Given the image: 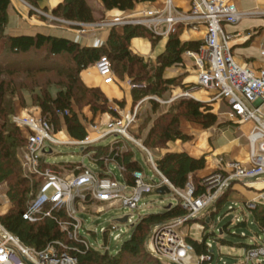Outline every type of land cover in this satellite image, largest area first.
<instances>
[{
  "label": "built area",
  "instance_id": "built-area-1",
  "mask_svg": "<svg viewBox=\"0 0 264 264\" xmlns=\"http://www.w3.org/2000/svg\"><path fill=\"white\" fill-rule=\"evenodd\" d=\"M35 9L38 12H44ZM263 15L262 11H241L231 0H191V7L187 11L179 9L174 0H166L162 10L150 9L136 17L116 16L106 19L99 25L103 28H117L128 24L143 25L157 35L173 32L180 24L192 29L205 27L206 36L199 51H187L193 58L198 72L196 84L198 88L208 92V96L212 99L226 101L231 109L230 116L236 118L241 124H251L247 136L248 164L231 161L226 163L225 167L201 178L204 191L197 196L195 195L196 187L192 183H188L185 190L177 188L158 168L152 156L148 158V161L159 176V180L150 181L144 170H136L133 173V184L126 181L120 183L114 177L110 164L115 163L122 172L125 171V167L112 156L113 150L107 156L101 157L104 161L105 175L79 164L77 168H81L80 173L73 172L72 177L66 180L60 176L55 167L48 164L46 159L52 152L49 144L55 142L52 135L55 131L54 125L41 114L16 115L13 121L22 128L27 139L23 157L25 176L43 180L36 199L29 203L23 212V218L32 223L48 217L57 219L54 210H63L67 218L58 219V222L62 230L70 235L68 237L71 241L82 243L86 248L110 252L108 245L97 247L80 234L84 223L78 218V212L88 211L87 206L96 202L114 203L116 201L138 211L139 203L145 194L157 191L158 188L166 185L181 198V204L187 214L152 225L146 241L148 251L164 264H204V262L211 264L213 258L210 255L196 254L193 246L187 242V237L191 236L184 235L181 227L186 224L191 228L195 223L200 230L198 234L201 235L204 226L196 221L191 224L192 219H200L236 182L243 181L247 184L253 180L264 179V66L252 68L240 63L231 45V40L236 34L228 33L224 28L225 24L235 25L245 18ZM57 20L58 18L50 19V24L58 22ZM162 24H165V29L160 27ZM76 31L80 33L82 30ZM79 33H76L77 36H80ZM260 52L264 57V42ZM94 66L105 84L116 81L117 77L111 60L107 56H102ZM184 96H192V91H187ZM59 114L63 118V114L61 112ZM117 119L116 123L109 124L111 131L106 135H119L121 139L117 143L126 140L139 145L140 143L128 130L135 116L129 112L126 115L120 114ZM140 145L147 150L143 144ZM90 152L97 162L98 159L94 156L95 151H87V153ZM116 153L121 152L117 149ZM263 201L264 189L260 190L256 199L247 201V207L253 209ZM139 219L135 220L134 215L129 214L125 222L118 220L120 225L113 223L104 229V233L119 240L126 233V228H121V225L126 223L135 225ZM118 229L119 232L114 234ZM192 238L201 241L199 237ZM251 244L252 246L245 248L239 264L264 261V231L262 234H257ZM207 245L209 248L213 246L210 240ZM76 251H78L76 247L63 240L49 243L43 249L31 247L0 222V264H77Z\"/></svg>",
  "mask_w": 264,
  "mask_h": 264
},
{
  "label": "trees",
  "instance_id": "trees-1",
  "mask_svg": "<svg viewBox=\"0 0 264 264\" xmlns=\"http://www.w3.org/2000/svg\"><path fill=\"white\" fill-rule=\"evenodd\" d=\"M26 1L37 6L39 0ZM147 1L152 2L155 0H102L107 10L118 8L123 11L131 10L137 3ZM10 3L11 0H0V40L5 39V48L0 54V76L7 73L12 74L19 70L31 73L50 70L65 71L71 85L59 89L55 96L45 92L44 96L38 100V103L43 117L47 118L53 125L54 123L56 124L54 125L55 132H59L61 129L59 127V118H61L59 112H61L70 135L79 140H84L87 137V129L74 110V102L79 104L86 101V104L91 107L94 114L101 111L109 112L116 116V111L108 107L109 99L102 89L100 87H89L83 81L81 77L83 70L94 66L102 56H107L111 60L112 65L116 63V70L114 69L116 77V72L119 71L121 64L123 70H125L126 66V71L130 75L137 72L134 80H147L148 82L145 86L133 88V100L137 103L148 95L161 94L160 87L162 85L172 84V79L165 76L166 70L173 66H185L183 54L187 51H199L204 43L201 40L182 41L180 33L176 32L177 28L181 27V24L178 25L175 31L170 32L166 49L158 56V65L153 69L151 77L142 78L140 74L145 68L144 60L140 55L132 51L131 40L135 37H148L152 47L155 48L162 38L161 35L155 34L147 27L128 24L123 26L122 33L113 27L106 43L100 46L81 45L79 42L65 37L42 33L9 36L5 31L8 24V7ZM53 13L67 20L81 23L96 21L94 10L88 0H64L54 9ZM27 56L32 57L28 59L25 66H20L16 62L10 63L13 58ZM63 58L67 60L62 61ZM3 80L0 79V184L7 183V195L13 205L6 214L0 216V222L10 232L18 235L24 243L37 249H43L49 243L57 240L68 242L78 249L75 252L78 256L77 264H164L148 251L146 240L152 225L187 214L181 204L180 197L176 205H171L169 208L166 207L161 212L142 216L134 225L131 237L122 244L116 254H112L109 251L102 252L94 248H86L82 243L68 240L66 232L62 230L58 222V219L67 218L63 210H54V215L57 219L44 218L32 223L23 218L22 214L27 207L26 195L29 190L37 188L38 181L30 183L29 177L23 174L21 157H24L27 139L19 126L10 123L8 120V110L10 109L5 104L6 89ZM153 102L155 103L154 106L157 107V103ZM118 104L124 107V101L118 102ZM181 116L191 122L201 124L205 129L221 125L217 113L213 111L212 105L193 98H180L168 113L161 115L156 120L146 144L155 141L157 145L177 139L186 141L189 135L183 133L179 127ZM117 144H120V142ZM113 146L92 145L95 149L102 148L105 150L102 155H100L99 151H95L94 156L95 159H98L97 163L103 167L104 161L101 160V157L107 156L113 150L112 156L125 167L123 174L126 183L133 184L134 171L144 170L143 167L136 160L130 146V149L128 148V150L118 154L116 153L117 148ZM48 164L57 169L61 167L73 169L77 174L81 171V169H76L79 163L75 162ZM157 166L177 188L183 189L190 183L191 178L194 179L197 176L196 173L199 170L205 168L206 157L203 155L196 158L185 152L170 153L159 160ZM101 174L105 175V173ZM201 180L199 178L195 185L196 196L204 191ZM250 211L261 232L264 231V205H257ZM213 215L214 212L211 216L213 217ZM198 220H202V217ZM202 224L206 227L208 225L205 219L202 220ZM246 225L247 218L237 222V226ZM223 231H230L229 226H224ZM213 235H215V231L207 233L204 227L200 235L201 241L188 236L187 242L193 246L197 255H210L214 259L212 248L207 245ZM217 242L219 245L225 246H234L235 244H242L245 248L252 246L251 243H235L224 236L219 237ZM204 264H208V262H204ZM253 264H264V261Z\"/></svg>",
  "mask_w": 264,
  "mask_h": 264
},
{
  "label": "rangeland",
  "instance_id": "rangeland-1",
  "mask_svg": "<svg viewBox=\"0 0 264 264\" xmlns=\"http://www.w3.org/2000/svg\"><path fill=\"white\" fill-rule=\"evenodd\" d=\"M26 2L30 3L32 12L34 11V13L40 15L41 18L49 22L50 19L58 18V22L51 23V26L64 28L65 30L73 32L75 34L79 33V31L76 30L81 29L82 31L79 33L81 39L80 41H78L81 45L90 46V39H93L94 35H97L99 32L109 29L108 27L103 28L102 26H99L103 21L106 20V18L100 15L97 16L96 21L94 22H83V24L79 25L78 23L81 22L69 21L51 12H38L31 2ZM90 4L94 8H100L99 4L93 1L90 2ZM253 8L254 5H252L250 1H246L244 3V11H248ZM252 21L253 20L242 21L239 29L251 27L253 25V23H251ZM93 23L98 25H91ZM185 29L186 27L184 25H181V27L177 28L176 32L180 33L181 37ZM132 51L136 53L134 50ZM236 53L239 58L254 56L258 60H261V58H259L258 48H252V46L249 45L245 47H238ZM138 55L143 58V64L145 66L143 72L140 74L141 77H151V75L153 74V69L158 65L159 55L156 57L141 54ZM30 57L32 56L13 58L12 60H10V63L16 62L19 63L20 66H25ZM64 60L67 59L63 58L62 61ZM115 65L116 63H113V70H116ZM174 69V72H172L170 75L168 73L166 74L165 72V76L172 79V84L162 85L160 87L161 94L148 95L139 100L137 103H135L133 99L128 100L126 94L119 99H110L108 95L102 90L109 99L108 107L116 111V116H113L109 112L101 111L94 114L91 110V107L86 104V101L79 104L74 102V110L77 112L78 116L85 124V127L87 129V137L84 140L73 138L68 131L65 120L63 118H59V127L61 129L59 132L53 131L52 135L55 139V142L49 144L52 152L46 157L47 162L50 164L75 162L82 164L83 167L88 168L94 172L104 173L105 169L92 158V153H87V151L97 150L100 152V155L104 154V149H95L92 147V145H114L113 147L117 148L119 152L128 150V146L126 145L128 141L126 142V140H124L121 141L120 144H115L120 141L121 137L114 134L107 136L106 134L110 133L111 131V127L109 124L116 123L118 121L117 118H119L120 114L126 115L127 113L131 112L133 116H135V119L128 127V130L130 134L134 136L137 142L143 144L148 151L142 148L140 144L139 146L137 143L132 141L129 142V146L133 150L136 160H138V162L143 167L148 180L157 181L159 180V176L153 170L151 164L148 161V158L152 156L157 165V162L159 160L170 153L185 152L190 155L188 152L182 151L183 149H181L179 145L181 144L182 146H184L186 142L195 145L197 143L196 141L198 140L197 131L195 132L196 134H188L184 131V128L182 126L183 123L188 122L193 124L194 122H191L184 116H181L179 127L183 133L189 135V138L186 141L177 139L157 145L155 144V141L150 144H146V141L150 136V132L156 120L161 115L168 113L180 98H193L212 105L213 111L217 113L219 123H221V125L211 127L206 131L210 135V138L215 140L221 138L225 141L229 139L232 140L234 138H239L241 148L245 147V150H248L249 141L244 136V129L242 127V124L236 118L230 116L231 109L229 104L224 100L212 99V97L208 96V92L197 87L196 80H193L194 78H192L196 77L197 75L194 68L189 67L185 64V66H175ZM88 70L95 71V69H92V66ZM116 73V82L118 86L122 90H124V92H126V89H130L132 93L134 87H142L148 83L147 80H134L137 72L133 73V75H130L128 71H126V66L125 70H123L122 64L119 67V71ZM0 79H4L3 81L5 82V104L10 109L8 110V120L10 123H14L16 126L18 125L13 121V118L16 115L24 116L28 113H34L36 115L41 114L43 116L38 100L41 99L42 96H44L45 92H49L52 96H55L59 89L63 88L64 86L66 87L68 85H71L66 72L62 70H50L32 73L19 70L12 74H4L3 76H0ZM193 88L196 89L192 90ZM187 91H192V96H184ZM152 100L157 103V107L154 106L155 103ZM121 101H124V107H121L118 104V102ZM54 125L56 124L54 123ZM19 128L22 130L21 127ZM81 144H87L88 146ZM227 154H229L227 155V159H236L235 156H232V152ZM21 161H23V156L21 157ZM110 168L114 177L118 179L120 183H125L124 174L121 169L115 163H111ZM55 169L60 173V176L66 180L70 179L74 172L73 169L64 167H61L59 169L55 167ZM76 169L81 168L76 167ZM23 174L25 175L24 169ZM199 178L200 177L198 175L194 179L191 178L190 183L196 185ZM29 179L30 183H33L34 181L36 182L37 180L38 185L37 188H34L31 191L29 190V193L26 195V205L36 199L39 189L43 184V180L37 177H31ZM185 189L186 188H183L182 190ZM7 190V183L0 184V216L6 214L13 205L12 201L7 195ZM238 190L242 194H245V191L243 189L238 188ZM247 190L255 193V197H257L260 193V189L257 188H247ZM232 192L234 191L231 189L228 190L224 195H222L221 198L219 197V201L217 200L216 203L204 213V215L202 216V220L205 219V221L208 223L207 227L202 224V220H196V223H199L206 228L207 233H212L213 231H215V235L210 238V242H212L213 244L211 251L212 254H214V259L211 264H239L242 261V255L245 252V246L242 244H235L234 246L219 245V243L217 242V239L219 237L224 236L228 240H231L235 243L249 244L254 238H256L257 234H262L260 228L254 221L252 212L247 207V201L253 199H246L241 201L231 200L229 198ZM178 201L179 196L174 190H172L170 193H166L163 195L157 193V191L145 194L139 203L140 208L138 211L136 209L125 207L122 205V203H119L117 201L114 203H93L92 205L87 206L88 211L78 212V218L84 223L83 227L80 230V234L87 238L91 244L97 247H101L105 244L108 245L110 253L116 254L120 250L122 244L131 237L134 225L127 223L126 225L122 224L121 228H126V233H124L119 240H115L113 236L109 237V235L105 234L104 229L106 227H109L113 223H117L118 225H120L118 220L122 217L128 216L129 214L134 215L135 220H137L140 216L161 212L169 205H176ZM257 205H264V201L258 203ZM213 212L214 215L212 217L211 215L213 214ZM245 218H247V225L237 226V222ZM192 222L195 221H190L191 224ZM226 225L229 226L230 231L224 232L223 227ZM181 231L184 235L189 234L191 237L196 236L200 238V235L198 234L200 230L197 229L195 223L191 228H189V225L183 224V226L181 227ZM118 232L119 229L115 231L114 234ZM66 235L68 240H70L68 237L70 235L68 233H66ZM239 235L246 237H240Z\"/></svg>",
  "mask_w": 264,
  "mask_h": 264
},
{
  "label": "crops",
  "instance_id": "crops-1",
  "mask_svg": "<svg viewBox=\"0 0 264 264\" xmlns=\"http://www.w3.org/2000/svg\"><path fill=\"white\" fill-rule=\"evenodd\" d=\"M64 0H39L37 6H34L37 9L47 11V12H54V9L62 3ZM89 4L90 2H95L99 4L100 8H93L94 15L97 18V16H103L106 19L114 18L116 16H125V17H136L141 15L147 10L155 9V10H162L165 7V1L166 0H155V1H147V2H140L135 5V7L131 10L123 11L118 8L107 10L104 7V4L102 0H88ZM234 2L237 7L244 11V3L246 1H250L252 5H254V8L248 11H262L264 12V0H231ZM175 5L184 11H187L191 7V0H174ZM245 10L244 12H246ZM247 11V12H248ZM54 14V13H53ZM246 20H253L251 23L253 25L251 27L245 28V29H239L242 21ZM162 29H165V24H162L160 26ZM225 30L228 33H234L236 36L233 37L231 40V45L233 46V50L235 53V56L237 60L242 64H247L252 68H260L264 66V57L261 55L260 48L264 42V32H262L264 28V15L263 16H256V17H248L243 20H241L239 23L233 25V24H225L224 25ZM111 28L99 32L97 35H94L93 39H90V46H100L104 43H106L109 34H110ZM117 30L119 32H123V27H117ZM5 33L9 36H18V35H36L38 33L46 34V35H53L57 37H65L74 41H80L81 37L77 36L75 33L65 30L64 28L51 26L50 22L41 18L40 15H37L32 12V9L30 7V3L26 2V0H11V3L8 7V24L6 27ZM169 34H163L161 35L162 38L160 42L157 44L155 48L152 47L151 41L148 37H135L131 40V48L136 53L141 55H147L156 57L163 53L166 49V45L169 39ZM96 36V37H95ZM206 36V29L205 27L201 26L197 29L192 28H186L185 31L181 35L182 41H204ZM252 46V48H258L259 50V58L261 60H258L254 56L250 57H244L239 58L236 51L238 47H245V46ZM238 46V47H237ZM5 48V39L0 40V54L4 51ZM183 60L184 64H186L189 67L194 68L195 72L197 73L196 77L193 80H196L198 78V72L194 65L193 58L186 52L183 54ZM175 66L170 67L166 70V74L169 75L174 72ZM90 69V68H88ZM88 69H85L81 73V77L83 81L91 87H100L102 90L108 95L110 99H119L123 97L126 94V97L128 100H132L133 96L130 91V89H126V92L122 90L117 82H113L111 84H105L103 82V78L99 75L97 69L95 66H92V69H95V71H89ZM205 97V96H204ZM184 131L188 134H196L198 140L195 145L191 143H185L184 146L181 144L179 145L182 151L188 152L192 157H200L205 155L206 157V166L205 168L199 170L196 174L203 178L209 173L225 167L226 163L231 161H239L242 164H248L249 161V149L245 150V147L241 148V143L239 138H234L232 140H223V139H211L210 135L206 132L208 129L203 128L202 125L198 123H183ZM217 126V125H215ZM214 127V126H213ZM244 136L248 140V133L251 128L250 123H242ZM201 132V133H200ZM65 137V135H64ZM249 141V140H248ZM127 142V141H126ZM129 142L126 143V145L129 148ZM179 148V147H178ZM232 156H235L236 159H227V153H231ZM241 159V160H239ZM104 168V166H103ZM239 189H243L245 191V194H242ZM247 188H257V189H264V179H258L250 181L249 183L245 184L242 182H236L231 190L232 194L230 195L231 200L235 201H241L246 199H254L255 193L252 191H248ZM259 190V191H260ZM248 191V192H247Z\"/></svg>",
  "mask_w": 264,
  "mask_h": 264
},
{
  "label": "water",
  "instance_id": "water-1",
  "mask_svg": "<svg viewBox=\"0 0 264 264\" xmlns=\"http://www.w3.org/2000/svg\"><path fill=\"white\" fill-rule=\"evenodd\" d=\"M170 192H171V189L168 186H166V185H164V186H162V187L157 189V193L162 194V195L166 194V193H170ZM170 206L171 205L167 206V208H169ZM196 219L197 218H194L192 220L196 221ZM126 220H127V216L119 219V221H121V222H125ZM172 264H175V263H172Z\"/></svg>",
  "mask_w": 264,
  "mask_h": 264
}]
</instances>
